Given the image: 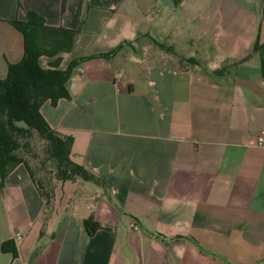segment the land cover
<instances>
[{
  "label": "crops",
  "instance_id": "obj_1",
  "mask_svg": "<svg viewBox=\"0 0 264 264\" xmlns=\"http://www.w3.org/2000/svg\"><path fill=\"white\" fill-rule=\"evenodd\" d=\"M30 10L76 30L60 68L118 50L82 61L70 98L40 108L102 182L59 183L44 213L15 165L0 264H264V0H0V79Z\"/></svg>",
  "mask_w": 264,
  "mask_h": 264
},
{
  "label": "trees",
  "instance_id": "obj_2",
  "mask_svg": "<svg viewBox=\"0 0 264 264\" xmlns=\"http://www.w3.org/2000/svg\"><path fill=\"white\" fill-rule=\"evenodd\" d=\"M12 24L23 35V55L8 64L6 76L0 79V180L15 165L22 164L44 200V213H50L59 183L102 181L73 159L72 136L52 128L40 111L41 105L46 100L55 104L60 98H70L69 82L81 62L112 56L118 48L72 59L60 68L61 53L71 50L76 30L47 25L31 10L26 20H13ZM41 56L49 58L46 67L41 65ZM188 60L195 61L192 57ZM223 68L214 73L221 74ZM84 226L89 234L101 227L92 214L84 219ZM7 244L9 241L3 242L1 250H7ZM11 250L15 254L13 247Z\"/></svg>",
  "mask_w": 264,
  "mask_h": 264
},
{
  "label": "built area",
  "instance_id": "obj_3",
  "mask_svg": "<svg viewBox=\"0 0 264 264\" xmlns=\"http://www.w3.org/2000/svg\"><path fill=\"white\" fill-rule=\"evenodd\" d=\"M259 140H260L259 142H262V138H260ZM131 226H132L133 228H135V229L138 228V227H137L135 224H133V223H131ZM18 237H20V236L18 235Z\"/></svg>",
  "mask_w": 264,
  "mask_h": 264
}]
</instances>
